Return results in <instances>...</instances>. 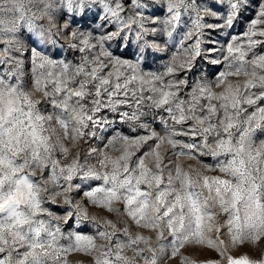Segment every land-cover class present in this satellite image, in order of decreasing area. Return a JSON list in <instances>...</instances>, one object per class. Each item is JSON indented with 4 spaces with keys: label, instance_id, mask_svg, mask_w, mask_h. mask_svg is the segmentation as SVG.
Masks as SVG:
<instances>
[{
    "label": "snow or ice",
    "instance_id": "snow-or-ice-1",
    "mask_svg": "<svg viewBox=\"0 0 264 264\" xmlns=\"http://www.w3.org/2000/svg\"><path fill=\"white\" fill-rule=\"evenodd\" d=\"M44 3V14L51 15L48 0ZM58 3L64 14H72L73 24L77 15L84 19L93 6L99 5L103 15L98 19L115 26L98 38L78 30L71 32L72 40L78 42L72 47L85 55L71 75L69 66L63 65L56 77L54 94L60 93L61 106L78 112L77 123L87 124L90 129L106 126L112 121L101 115L104 110L117 115L122 122H135L143 132L137 134L133 143L148 144L147 153L142 155L154 156L160 169L164 167L159 151L161 137L168 141L176 157H224L217 159L215 165L221 176H200L194 180L177 167V175L181 177L179 192L174 191L171 181L164 183L163 175L151 173L144 161L139 160V175H128L126 169L125 176L117 179L106 173L104 182L106 185L111 182L112 187L106 192L98 188L86 195L95 202L96 193L104 192L103 198H99L101 203L123 199L126 214L137 224L143 222L154 229L166 224L174 237L173 255L186 240L193 239L215 248L229 264H264V260L252 261L246 255L228 256L224 242L209 237L213 228L220 231L214 211L218 207L227 213L231 247L264 241V147L253 143L257 141L264 146V0H58ZM157 5L165 10L162 20H153L146 14ZM249 11L251 15L245 17ZM185 15L188 21L182 20ZM241 19L246 21L242 38L231 31ZM158 24L164 25L167 36V41L161 43L173 45L175 53L163 65V71H144L141 64L145 50H160V45L155 43L159 39ZM28 27L32 29L35 25L29 20ZM178 28L181 34L177 41L174 34ZM206 32L224 33L228 38L217 48V40L205 44ZM130 33H134L131 39ZM132 40L139 45L132 52L135 59L117 57L105 47L106 41L130 45ZM97 47L95 58L89 60V54ZM217 52L224 54V64L214 81H190L183 75L191 74L205 59L220 64ZM8 54L7 46L0 47V55ZM37 59L51 66L62 63L35 52L34 64ZM233 78L237 81L243 78V83H233ZM215 89L221 91L217 93ZM149 114L152 120L147 122ZM27 115L26 125L6 128L0 114V264H67L73 253L89 255L93 250L92 239L70 233L73 242L67 246L58 243L62 230L50 219L54 213L43 211L39 185L30 175L23 174V169L33 166L44 169L46 175L50 170L49 181L60 187L55 162L41 154L47 147L39 135V126L33 122L31 111ZM156 117L160 118L159 131L153 128ZM39 119L37 115L35 120ZM61 123H64L62 118ZM150 128H153L151 133ZM127 140L117 134L109 143L124 144ZM20 153L25 154L22 163L14 158ZM66 179L71 180V169ZM156 186L159 190L153 200L149 198V190ZM169 192L174 199H168ZM149 212L154 215L150 217ZM80 218L81 214L77 213V223ZM100 236L112 239L108 232ZM115 244L116 248L110 245L103 253L104 259L97 264H120L123 247L137 248V242L127 235Z\"/></svg>",
    "mask_w": 264,
    "mask_h": 264
},
{
    "label": "clouds",
    "instance_id": "clouds-1",
    "mask_svg": "<svg viewBox=\"0 0 264 264\" xmlns=\"http://www.w3.org/2000/svg\"><path fill=\"white\" fill-rule=\"evenodd\" d=\"M0 5L10 6V11L0 10V29H3L0 45L9 48L8 55H0V64L5 65V69L0 71V81L3 82L0 84V114L4 116V126L7 128L26 125L29 119L27 113L32 112V120L38 124L39 135L44 138L47 147V151L44 152L42 149L41 154L55 162L60 187H55L49 181L50 170L46 175L44 169L33 166L23 169V174L30 175L32 181L39 185L43 211L54 213L50 219L54 226L59 225L62 230L58 239L60 245L67 246L73 242L70 233L92 239L91 253L89 255L73 253L67 258V264H97L98 260L104 259L103 253L109 250V246L115 249V241L124 240L125 235L137 242V248L123 247L120 264H229L225 257L214 255L219 253L215 248L193 239L186 240L173 255L171 245L174 237L166 224L155 229L143 222L137 224L126 214L123 199L101 203L99 198H103L104 192L96 193L98 199L95 202L86 195L98 188H103L106 192L112 187L111 182L107 185L104 182L106 173L110 178L115 176L117 179L125 176L126 169L128 175L134 173L139 175V160L144 161L145 167L151 173L163 175L164 183L171 181L174 191L179 192L181 177L177 175V167L194 180L200 176H221L222 173L215 165L217 159L223 156L217 159L208 155H201L197 159L188 156L176 157L168 141L161 137L159 151L164 167L160 169L156 167L154 156L142 155L147 153L148 144L133 143L137 134L143 132L135 122H122L112 113L108 118L112 123L106 126L100 125L90 129L87 124L82 126L77 123L78 112L74 113L71 109L61 106L60 93L54 94L56 77L60 75L63 65H68L69 75L72 74L69 57L74 56V52L54 39L59 35L65 42L72 41V33L66 31V23L61 26L64 13L58 0H48L51 15L44 14L46 6L44 0H0ZM29 20L35 25L32 29L28 27ZM35 52L51 61L62 63L51 66L37 59L35 64L43 66L36 67L33 60ZM237 82L243 83V78L240 81H233ZM215 91L219 93L221 89ZM84 107L87 108L88 105ZM37 115L40 117L39 121L35 120ZM149 116L152 120V115L149 114L146 121ZM159 122L160 118L156 117L155 124ZM153 128L148 129L149 133ZM117 134L127 137V142L110 144L109 141ZM156 135L161 136L159 132ZM253 143L256 147H264L257 141ZM14 158L18 163H22L25 154L20 153ZM70 169L71 180H68L66 177ZM158 190L159 186L152 187L149 190V198L154 200ZM168 199H174L172 192L168 193ZM214 211L217 214L216 226L220 231L213 228L209 232V237L212 240H222L224 246H227L228 256L234 258L245 256L244 248L231 247L226 223L227 213L218 207ZM69 213L72 215L69 216ZM77 213L81 214L79 223L76 220ZM152 215L154 213L149 212V216ZM102 232L111 233L112 239L101 238ZM258 247L264 251V242Z\"/></svg>",
    "mask_w": 264,
    "mask_h": 264
},
{
    "label": "rangeland",
    "instance_id": "rangeland-1",
    "mask_svg": "<svg viewBox=\"0 0 264 264\" xmlns=\"http://www.w3.org/2000/svg\"><path fill=\"white\" fill-rule=\"evenodd\" d=\"M227 7L226 5L224 6ZM0 10L3 11H10L9 5H0ZM147 15H150L153 20H162L165 15V10L157 5L155 9H148L146 12ZM53 15H55L53 13ZM103 15V12L101 11L99 5H95L92 7L91 12L88 17H85L84 19H81L79 15L76 16V23H71L72 14L67 13L64 14V20L61 22V26L63 27L64 24H68L69 28L66 29L68 33L79 31L81 33H91L92 37L98 38L101 35H104L107 31L114 30L113 25H105L104 21L101 19H98V17H101ZM251 15V12H246L244 14L245 17H248ZM188 16L185 15L182 17L183 21H188ZM214 22V21H209ZM100 25H104L103 27H99ZM246 26V21L244 19H241L240 23L237 25V27L232 31V34L239 35L241 38L243 37V31L242 29ZM148 27H151V25H148ZM158 32L157 35L159 39L155 40L156 44L160 45V50H157L155 48H149L145 50L146 56L142 58V64L141 67L144 71H163V65L167 63L170 60V57L172 54L175 53V47L171 44L167 43H161V40L167 41V36L163 32L164 25L158 24L157 26ZM183 30H186V27H184ZM181 29H177V33H175V38L178 41L180 38ZM134 33L129 34V39L132 38ZM228 37L224 33H220L219 35H216L215 33H207L205 35V44L207 45L208 41L211 39L219 41L216 44L217 48H220L223 44L224 40ZM54 39L58 40L60 44H63L65 48L69 49V51L74 52V56L69 57L71 61L72 68L70 69L71 72L75 71V68L79 66L82 63V56H84V53H81L77 47H72V44L78 43L77 41H71L70 43L65 42L63 38H61L59 35L55 36ZM149 43L152 42V37H149ZM95 39L92 40V43L95 44ZM0 47H3V45H0ZM105 47L112 52L115 56L121 57V58H127V59H135V57L132 56V52L136 50L139 45L135 40H132L131 44L127 43H119L114 41H106ZM260 50V49H258ZM98 52V47L93 49L91 53L88 56V59H94L96 56V53ZM215 55L220 59V64H211L207 61V59L200 61L196 68L193 70L191 74L188 72L183 73V75L188 78L190 81L192 80H208V81H214L216 79V76L219 74L220 71L223 70V64H224V54L217 52ZM59 59H63V57H59ZM89 67H91V64H89ZM5 69V65L0 64V71H3ZM79 79V78H77ZM233 81H237L233 78ZM219 91V89H216ZM187 91V89H185ZM112 113L108 112L107 110H104L101 115L107 118H110ZM151 121V116L148 117L147 122ZM159 123H156L153 125L154 128L159 131V128L157 127ZM211 159V158H209ZM221 159H224L221 157ZM58 211V209H56ZM262 242L261 241L257 244H245L241 245L239 247L244 248L243 254L248 256V258L252 261H261L264 260V251H261L258 247ZM247 246V247H244ZM216 256H220L219 253H214Z\"/></svg>",
    "mask_w": 264,
    "mask_h": 264
}]
</instances>
